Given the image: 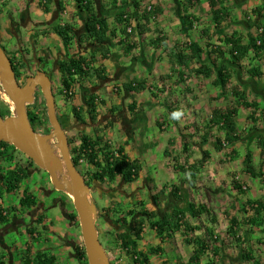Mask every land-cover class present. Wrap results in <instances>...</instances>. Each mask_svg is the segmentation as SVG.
<instances>
[{
	"label": "crops",
	"instance_id": "0c3cea01",
	"mask_svg": "<svg viewBox=\"0 0 264 264\" xmlns=\"http://www.w3.org/2000/svg\"><path fill=\"white\" fill-rule=\"evenodd\" d=\"M10 1L16 3V6L20 5L17 6V8H12V14H20L23 20L21 23L24 25L23 28L25 29H30L31 26L37 24L41 25L40 27L43 28V24L51 19L53 12L48 13L47 18H45L46 14L40 8L41 0H0V4H5ZM93 1L94 8L96 7L95 9L103 10V8H107V0ZM161 1L163 4L160 3ZM227 1L225 6L231 8V19L228 23L223 25V34L235 32L242 39L243 44H247L249 42V36H257L261 31H264V0ZM138 2L141 3V0H138ZM156 2L161 7H167L168 11L171 12L165 10L164 16L159 18L158 21L161 22L163 18L167 20V14L171 16L170 22L174 26L175 32L178 30L181 34V37L178 36L174 38V43L178 48H181L189 42H199L200 46L204 47L206 44L203 45L204 39H202V41H200L201 39L197 41L193 31L198 27H200L202 31L208 30V28L203 25L198 26L197 24L200 23L198 22L195 24V29L187 34L182 20L184 8L181 6V3H183V0H156ZM66 4L67 2L63 0L62 9L64 11H66ZM122 4L123 3L120 5V3H118L117 5L120 6H116L115 9L118 10L121 8ZM199 6H201L202 13H210L208 0H200ZM195 8L191 9L189 12L199 19L200 15H198ZM74 9L77 11L76 6ZM256 9L260 10V16L255 13L253 14V11ZM1 11L2 10H0V13ZM116 12H114V14ZM34 14H41L40 20L33 19ZM77 14L78 17L83 15L79 12ZM6 23L7 21L5 23L0 22V38L2 37L5 41H11L12 37H15L14 39L20 37L19 39L25 47L26 45L23 43L24 35L19 28L20 23L10 18V24H13L12 33L5 31L8 26ZM164 24H166V22L162 23V26H165ZM159 27L161 26H158V30L160 29ZM259 27L261 28L258 29ZM213 30L215 29L213 28ZM210 32L212 33L213 31ZM143 35L144 34L139 36ZM119 36L120 33L117 39L121 40L122 38ZM218 38L221 39L222 36L216 35L217 40ZM118 42L119 41H115V43ZM211 42L215 44L213 40ZM41 43L37 46V51L40 47L44 46L43 42ZM139 44L140 43L136 42L135 47L141 54L138 57L139 59L135 61L133 59V54L130 56L131 58L128 57L129 59H127L128 54L126 53L122 56L116 55L114 50L111 49L113 45L112 40L106 49H109V52L112 51L113 53L110 52L109 59L96 63L95 66L97 68L103 64L104 67H106L108 79L102 83L96 81V83H99L98 87L96 84H93L92 87L90 86L87 87L88 89L81 90L83 103H85V99H88L90 96L95 97V109L91 112L97 119L102 118V122L96 120L97 123L93 125L94 128L90 126V128L93 129L94 135H90L89 132L91 129L89 128L86 129L85 134L93 139L96 137H103L105 142L109 143L113 149L122 148L124 154L127 155L130 160L138 163L141 169L139 178L136 182L132 184L123 183L120 194L124 193V196L120 197L119 194V200L116 203H113L111 199L106 200V206H109V204L117 206L118 203H120V199L121 203L123 199L124 204L132 207L133 204L141 199L142 195L148 194L150 196V204L144 201V203H141V208L147 211L149 210L150 212H155V220L158 221L159 219L157 218H159V216L162 218L165 217V215L161 214V211H159L164 206L165 208L167 206L168 214L166 216L168 217H173L176 212L183 211L186 214V219H192L189 213L191 206L195 205L198 207L201 205L210 212V218H215L212 213V207L219 206L222 202H226V206H231L233 209L236 208L235 214L229 219V224L232 220L231 218H236L241 221V219L244 218L243 213L247 203H264V53L260 54L259 57H255L254 53H251L244 61L239 63V65L233 64L227 53L223 59H219V63L226 62L232 64L229 67L230 73L232 74V88L226 90L227 101L224 102L225 97L222 96V88L214 84V81L217 79L216 73L211 78H205L202 75L197 76L195 74L194 71L199 68L198 60H194L190 63L189 68L183 67L180 69L176 66L175 58H172L174 61L171 62L174 64L172 69H177V71L176 73H172L171 69L167 72L164 70L163 62L169 60V57L161 60V56L155 57L154 53L147 55L146 52L140 49L138 46ZM221 44V42L217 41L215 45ZM61 48H59L57 52L61 53V50H63V48ZM161 49L162 48H152V51L155 52ZM14 50H16V48ZM223 50L225 52L227 51L225 47H223ZM50 52L53 55L56 53L54 49H51ZM177 53H179V51L175 52V54ZM82 55L86 54L83 53ZM202 62L204 63L205 61L202 60ZM253 70L259 71V78H253L250 74ZM179 71L184 72L182 81L178 75ZM134 74L139 75V78L133 79ZM132 82L144 83L146 89L138 94L128 92L123 86ZM104 84L109 87L108 90L116 86V91L119 93L117 96H111L109 94V97H107L108 99L105 98L106 103L104 102V97L100 95L102 90L100 87ZM154 84H156V86ZM166 84L167 87H165ZM234 88H236L235 90L237 92L242 94V97L247 103L255 102L257 107L245 109L234 105L238 111L235 120L240 140L227 149L218 152L215 149L216 139L220 138L224 140V135L218 128H212V131L209 132L206 130V126L211 119L213 110L226 109L236 102L232 101V99L235 98L232 94V89ZM99 98H101L100 104L102 103V106L105 105V113L104 110L102 111L98 106ZM141 98L144 99L143 102H141ZM134 102L135 104H133ZM132 107H135V109L131 110ZM254 110L256 111L253 112ZM99 112H103L105 114L104 117H100ZM175 113H180V116L177 118L174 115ZM250 116L252 119H249ZM239 118H242L241 121ZM152 128H154V133L150 135L148 130ZM116 136L121 138L119 139V145L113 143V137L115 138ZM147 137H149V139ZM212 141L215 144L214 150L219 154L216 156L218 161L225 160L222 157L224 153H230L232 151L233 154L229 157V161L233 160V162H236L238 158H241L240 161L243 164L238 168V170H241L237 173L238 176H236V173L233 175V172H231L232 169L229 167L216 168L213 171L211 167L205 171L200 169L204 168L208 163H206V161L204 162L205 157H208L207 159H210V161L214 160L212 153H210L211 151L208 149V145H210ZM130 145H132V147ZM150 145H152L154 149L150 148ZM137 153H139V159L135 155ZM189 154L195 157V159L191 161H197L182 166L179 161L181 159L183 160V155L190 156ZM247 154L250 156V165L253 167L256 176L247 173L244 165ZM170 158L171 163H169ZM200 162L203 163L198 165V168H196L197 170H194L193 165H197V163L199 164ZM169 164H171V167ZM142 165H144V170L142 169ZM180 167H183L186 172H182ZM204 176H207L206 179H202V182L207 183L205 185L199 183L200 178ZM116 180L122 182L119 178ZM234 180H237L240 185L243 186V189H247L245 193L234 189ZM141 184L142 187H140ZM138 188L141 190L131 197L133 189L135 190ZM110 189H112V185ZM110 191L111 192L105 194L106 197L109 195L113 196L114 193L112 194V190ZM113 192L116 193L115 190H113ZM125 192L129 193L128 198L125 197ZM153 193L158 197V208L152 203L151 196L154 195ZM130 199H133L134 202H130ZM227 199L231 200V204H228L229 202ZM239 210H242V216ZM203 218L207 219V215L202 216L201 219L192 220L196 223L199 220H203ZM6 221L5 227L12 228L11 230L14 232L19 231L20 228H24L26 244L24 246L20 244L14 245V247L11 248H8V246L4 244L5 255L0 257V260L4 264H25V260H32L37 252L46 253L55 257V264H62L65 255H68L72 260L77 257L75 249L81 247L80 240L82 239L80 229L77 228L78 223H75L71 219H66L64 214L63 218L55 220L29 219V223H26L25 219H6ZM145 225L150 228L147 220L145 221L144 226ZM243 230L246 229H242V231ZM242 231L240 233H242ZM152 232L154 238L156 237L153 242H157V239L160 241V244L157 245L158 247L162 246L161 244H165V241L162 242V240L158 238L155 231L152 230ZM245 232L244 235H240L239 233V239L241 240L239 242L231 237V239L235 241L233 245L235 249H239V244L246 241L248 243H243L248 249L246 252H252V248H256V246L250 243H253L251 240L254 239V236L257 234L256 232L248 233L247 230ZM144 235L145 233L143 232L141 236ZM194 235H196V233ZM215 239H217V236H215ZM137 243V250L147 254L148 252L144 247L141 246L139 249L140 241ZM190 247L192 249V255L194 246ZM72 250H75V254L71 253ZM219 250L221 254V248ZM161 253L157 256L162 255ZM149 260V263L152 264L151 262H155V257L153 261L151 259ZM160 261L161 260L158 259L156 264H160ZM81 264L85 263L81 262Z\"/></svg>",
	"mask_w": 264,
	"mask_h": 264
},
{
	"label": "trees",
	"instance_id": "16d2710c",
	"mask_svg": "<svg viewBox=\"0 0 264 264\" xmlns=\"http://www.w3.org/2000/svg\"><path fill=\"white\" fill-rule=\"evenodd\" d=\"M208 1L210 7L211 23L214 25L213 27L216 32L222 33L223 25L228 23L231 19V8L225 6V3L228 1ZM75 2L79 12L84 15L82 33L80 36H76V29L73 23H67L65 26L59 27L56 31L62 38L64 48L69 49V47L72 45V42L77 38L79 44H82L83 40L87 41L92 47L97 48V51L101 53L102 61L109 59L110 52L109 49L106 48L110 45V42L113 39L118 38L119 33L125 36V39L119 40L118 44L126 47V54L130 55V53L135 48V43H127L129 40L128 38L135 35L144 34L148 25L150 24L151 17L155 15L158 16V10H160L158 6H153V12H148L145 7H141V3L138 2V0H131V3H126V5L132 4V10L130 12H125L123 10L118 13L116 12L115 14L117 15L115 17V24L111 26L107 16L99 15L95 12L93 0H75ZM113 2L116 5L119 3L118 0H114ZM121 3L125 4V2ZM181 4V6L184 8V15L182 16V19L185 30L187 34H189L195 29V24L199 22V19L193 16L189 11L199 5L200 0H184V2ZM254 13L258 16L261 15L259 9L253 11V14ZM260 28L261 27L258 29ZM129 29L131 30L130 32L128 31ZM159 33L162 32L159 31ZM203 34L208 38L210 37L209 30L203 31ZM221 36L222 38L218 40L222 43L221 45L213 44L211 42L213 39L206 43L204 47H201L199 42H189L181 47L179 53L173 54V58H175L176 66L180 69L183 67L189 68L190 63H192L194 60H198L199 68L194 71L197 76L202 75L205 78H211L216 73L217 79L214 81V84L222 88V96H224L228 87L231 86L232 74L230 73L229 67L232 64L226 62L219 63V59H223L227 53L230 57V61L235 65H239V63L244 61L251 53H254L255 57H259L260 54L264 53V31L259 33L257 36H249V42L247 44H243L242 39L235 32L231 34L222 33ZM163 40L164 39L161 37L152 39L150 41V46H152L154 49H158L161 47V42ZM223 47H225L227 50L226 52L223 50ZM101 60L94 56H91L89 59L84 57H68V59H66L61 64V70L63 73L61 83L64 91L62 94L67 98H72L74 93L72 95L67 94L72 86L77 87V85H79L81 90H85L88 89L86 84L89 83V81L96 80L97 82L101 83L105 82L108 79L106 75V67H104L103 64L97 68L95 67L96 63H100ZM202 60L205 62L203 63ZM176 71L177 69H172V73H176ZM250 74L253 76V78H259L260 73L259 71L257 72L253 70L250 72ZM178 75L182 81L184 72L179 71ZM123 87L128 92L137 94L146 89L145 84L140 82L125 84ZM235 89L236 88L232 89V94L237 99V107L239 106L245 109L257 107L255 102L247 103L242 97V94L237 92ZM95 103L96 99L94 96H90L88 99H85L84 103V108L88 110V116L90 117L89 122L92 124H95L97 120V118L91 112L93 109H95ZM133 104H135V102ZM84 108H75L72 114L74 115L77 128L80 129H83L82 126H84V123L86 122L82 115ZM134 109L135 107L131 108V110ZM255 111L256 110L253 112ZM237 112V109L233 105L223 110L215 109L212 111L211 119L208 121L206 130L211 132L212 128H218L223 133L224 140H221L220 138L216 139L215 149L218 152L225 150L226 147L232 146L234 143L240 140L237 130V123L235 120ZM7 113L8 112L6 111L0 110V115L2 117H6ZM28 115L32 125L39 121L38 114L28 111ZM249 119H252V117L250 116ZM41 124L42 127H40V131L43 132V129L46 131L49 127H47V125H49L48 117L47 124ZM85 127H87L86 124ZM10 146L11 145L7 143L0 142V161L3 160L5 156V150ZM232 152L229 153L230 157L233 154ZM72 156L73 162L78 169L84 164L92 168V171L87 170L84 172L85 175H83L88 186L92 185L90 182H96L101 185L102 182H113L117 178L121 179L122 183L132 184L138 180L140 175L141 169L138 163L130 160V158L124 154V150L122 148L113 149L109 143L105 142L103 137H96L93 139L89 136H82L79 146L73 148ZM250 164L251 159L249 154H247L244 161L247 173L251 174L252 176H256L253 167ZM29 165H34V163L29 160ZM196 168H198V165L194 164L193 169L197 170ZM1 170L3 171V169ZM180 170L184 173L186 172L183 167H180ZM1 178L2 189L0 188V199L3 197L2 192L13 193L15 191H19L23 181L28 178V174L22 167H16L14 169H9L1 176ZM234 182V189L245 193L247 189H243V186L240 185L237 180H234ZM22 193L23 197L19 201L20 207L25 210L34 209L37 206V199L32 194H30L29 191L24 190ZM151 199L153 205L158 208L159 202L157 195H152ZM16 211V208L5 211L0 210L1 222L5 224L7 222L6 216ZM105 211L108 212V209ZM189 213L192 219H201L204 215L210 217V212L201 205L198 207L192 205ZM243 215L244 218L241 219V221L237 220L236 218H231L232 220L230 221L226 231L229 237L236 239L238 242L241 241L239 239V233L242 231V229H246L247 232L250 233H254L259 230L264 231V203H247L246 207L244 208ZM117 216V222L122 226H129L128 222H133L131 238H128L127 234H119L117 238L118 242L120 243V249L129 253L134 264H150V256H157L162 251L160 246L156 249H150L147 254L137 250V242L141 240V234L143 233L146 220L151 230L156 232L158 238H160L162 242L166 239H170L173 234L178 232H182L183 234L185 233V243L188 246H194V251L189 258L190 264H201L204 257H207V264H216V260L219 258V256H221L220 250L217 249V247L211 249V246L207 241L209 240L207 238H214L212 229L207 230V240L200 236H196L193 239L195 232L198 231L197 226H193L190 223L185 222L186 214L183 211L176 212L173 217L165 216L158 221L155 220V212H150L146 209H142L141 213H138V211H134L133 209L120 215L117 213ZM69 218L72 221L78 223V216L75 212L71 213ZM103 218L107 217L104 216ZM210 222L212 224L216 223L215 218H211ZM213 240L216 241L217 239ZM76 253L81 262L88 264L84 245L76 248ZM252 255V252H246L244 257L248 258L249 260H254V264H259L258 261H255V259L252 258ZM0 264L4 263L0 260ZM25 264H55V257L46 253L37 252L32 260H25Z\"/></svg>",
	"mask_w": 264,
	"mask_h": 264
},
{
	"label": "rangeland",
	"instance_id": "374dc122",
	"mask_svg": "<svg viewBox=\"0 0 264 264\" xmlns=\"http://www.w3.org/2000/svg\"><path fill=\"white\" fill-rule=\"evenodd\" d=\"M65 1L67 2V4H66L67 14L64 17L66 18L68 16L67 19L69 21H71V23H73V25L75 26V29H76V33L78 32L77 35L80 36V34L83 31L84 16L80 14L81 17H78L77 13L79 12V10L77 8V11H78L77 12L74 9V7L76 6L75 0H65ZM113 1L114 0H107V3H106L107 8H105V9L103 8V10L102 9L101 10L95 9V12L97 14L105 15L109 18V23L111 24V26H113L115 24V17L117 15V14H114V12L117 11V13H118L121 10H123L125 12H127V11L130 12L132 10L131 9L132 4L126 5V3H131V0H124V1L118 0L120 5H121L122 1L125 2V4L123 3L121 8H119L118 10H116L115 7L120 6V5H116ZM183 2H184V0H183ZM141 3H143V4H141V7L142 8L145 7V9L149 5L158 6L160 9V10H158L159 11L158 16L155 15V19H152V21H150V24H149L150 26L147 27L143 36H139V35L132 36V37L128 38L129 40L127 41V43L131 44L132 42H135V43L138 42V43H140L138 45L140 47V49H142L144 52H146L147 55H151L154 53L155 57L161 56V58H162L161 60L169 57V60H165V62H163L164 70L169 72L174 67V64L171 63V62H174L172 60L173 54H175V52L180 51V49H181L175 45L174 38L178 37V36L181 37V34L178 32V30L175 32L174 26L170 22L171 16L169 14H167V16H166L167 20H164V18H163V20L161 22L158 21L159 18L164 16L165 10L168 11L167 7L159 6V4H157L156 0H141ZM160 3L163 4L162 1ZM17 6H20V5H17ZM17 6H16V3H13L11 1L6 2L5 4L4 3L0 4V10H2L0 13L1 14L0 22L5 23L7 21L6 24L9 25L10 24V18H13L14 21L21 23L22 18L20 16V14L19 13H13L12 14V8H17ZM197 6H199V5H197ZM197 6L195 9H196V12L198 13V15H200L199 16V22L200 23L197 25L198 26L203 25L204 27H207L209 30L210 37L208 38L206 35H204L203 31L200 29V27H198L197 29H195V31H193V33L196 35L195 39H197V41H199L200 39H201L200 41H202V39H204L203 45L205 43H208L211 39H213V42H215V44H217V41L220 40V38H218V40H217L216 35L221 36V33L220 32L218 33V32H216V30H213L214 25H212V23H211L210 13H202L203 11L201 10V6H199V7H197ZM168 12H170V11H168ZM79 13H81V12H79ZM40 16H41V14H39V15L34 14L33 19L40 20ZM45 18H47V15H45ZM164 22H166V24H164L165 26H162V23H164ZM159 25L161 26V27H159L161 30L160 29L158 30ZM20 29H21L22 34L25 35L26 32L24 31V29H22V27H20ZM162 30H165V31H162ZM159 31L162 33H159ZM210 31H213V32L211 33ZM37 32H38L37 30L32 31L31 32L32 36H35L37 34ZM119 37L122 39H125V36H123L122 34H120ZM158 37H161L164 39L161 42V47H160L163 50L161 49L159 51L154 52V51H152V46L150 48V41L152 39H157ZM77 40H78V38L72 42V45L69 47V49L62 47L63 50H61V52H63L64 58L67 56L66 59H68V57H70V58H72V57L73 58L74 57L75 58L76 57H84L86 59H89L91 56H94L99 60L102 59V57H101L102 55H101V53H99L97 51V48L92 47L89 42L84 41V40L82 41V44H79ZM115 41L117 42L119 40L113 39V45L111 46V49L114 50L116 55H121V56L125 55V53H126L125 49H127V48L124 46H121L118 43H115ZM52 45L54 48H56V50L61 48L60 42L52 43ZM44 46L47 48H50V45H44ZM110 52L113 53L112 51H110ZM83 53L86 55H82ZM132 54L134 56L133 59L135 61H137L139 59L138 57L140 56L141 53L138 52V50H136V47H135L133 49V51L130 53V55L127 56V59H129L128 57H130ZM167 61H169V62H167ZM162 68H163V66H162ZM129 70H130V68H129ZM135 78H139V75L134 74L133 79H135ZM209 81H211V80H209ZM209 83H211V82H209ZM93 84H96L97 87L99 85V83H96V80H95V81H89V83H87L86 86L92 87ZM154 85L156 86V84H154ZM53 86L55 89V95L57 97V103H58V106L61 110L59 112L60 113L59 114L60 119H62L63 115H65V116H68V118H70L69 120H71V123H74L75 119H73L74 115H72L73 110L75 108H81V107L84 108L81 88L79 87V85H77V87H75L73 97L67 98L66 96H64L62 94L63 88L61 87L60 75L55 76ZM165 87H167V84L165 85ZM100 88H102L100 95H102L104 97L103 99H104L105 103H106L105 98L108 99L107 97H109V94L111 96L119 95V93L116 91V86H115V88L112 87L108 90L109 87L105 86V84H104ZM231 88H232L231 86L228 87V89H231ZM156 90H157V88H156ZM224 97H225L224 102H226L227 101L226 100L227 99L226 94L224 95ZM142 99L143 98H141V102L144 101V99L143 100ZM232 101L233 102L236 101V102H234L233 106L237 104L236 98H233ZM100 102H101V98H99V100H98V106L101 108L102 111L104 110V113H105V109H104L105 105L102 106L101 105L102 103L100 104ZM11 105L12 104L10 103L9 99L6 98L0 91V110L8 112L6 114V117L13 115V110H12ZM28 111L38 114L39 121L36 123L35 126H38V128H39L38 130L40 133V130H41L40 127H42L41 123H45V125H46L47 124V117H48L46 106H45V100H44L42 94L38 93L36 102H34L32 105H30L28 107ZM87 112H88V110L86 108H84L82 115H83V119H85V121H88V116L86 114ZM104 113L99 112V116L104 117V115H105ZM6 117H4V118H6ZM241 119L242 118H239L240 121H241ZM97 121L102 122V118L97 119ZM71 123H70V121H68L66 123V125L69 126ZM48 126L49 125H47V127ZM82 127H83V129L77 128L78 134L72 136L73 140H72V147L71 148L78 147L80 144V140H81L82 136H87V134H85L86 129L84 130V126H82ZM48 129H49V127H48ZM89 129H91V128H89ZM88 131H90V130H88ZM148 131H149L148 133H150V135H152L154 133V128L149 129ZM89 133H90V135L93 134V129H91V131ZM147 138L149 139V137H147ZM119 139H121V138L117 137V136L115 138L113 137V143L115 145H117V144L119 145ZM130 146L132 147V145H130ZM214 146H215V144L213 143V141L210 145H208V149L211 151L210 153H212L214 160L210 161V159H207L208 157H205L204 162L206 161V163L207 162L208 163L205 165L204 168H200V169H202V171H205L211 167V170L213 171L216 168L219 169V168L229 167L230 169H232V171H231V172H233L232 174L234 175L236 173V176H238L237 173H239V171H241V170H238V168L243 164L240 161L241 158L240 159L238 157H237L238 159L235 158V159H237L236 162H233V160L229 161V157H230L229 153H224V156H222V157L225 160L218 161L216 156H218L219 154L217 153V151L214 150ZM150 148L154 149V147L152 145H150ZM227 148L228 147H226V149ZM187 151H189V150H187ZM243 152H244V150H243ZM56 153L60 154L58 150L56 151ZM135 155L138 157V159L140 158L139 153H137ZM182 158H183V160L181 159L179 161L180 164H182V166L188 165L189 163H191L193 161H197V160L191 161L192 159H195V157L191 156V155L190 156L183 155ZM170 161H171V158L169 160V163H171ZM211 162H213V163H211ZM202 163L203 162H200L199 164L197 163V165H201ZM169 166L171 167V164H169ZM16 167H22L26 171V173L28 174V178H26L23 181L19 191H15L13 193L2 192L3 197H2V199H0V210L5 211V210H10L12 208L17 209L16 212H13V213L9 214L8 216H6L7 219H25L26 223H29V219H51V220L61 219V218H63V214H64L66 219H70L69 218L70 214L75 212L71 198L63 192L56 191L50 182V176H49L48 172L37 168V166H35V165H29V159L27 158V156L24 155L23 153H21L20 151L16 150L12 145L10 147H8V149L5 150V156H4L3 160L0 161V188L1 189H2V182H1L2 178H1V176L3 174H5V172H7L9 169H14ZM1 169H3V171ZM91 169L92 168H90V166L84 164L83 166L79 167V172L83 176V175H85L84 174L85 171H87V170L92 171ZM142 169L144 170V165H142ZM206 178H207V176L200 178L199 183L203 184V185L207 184L205 182H202V179H206ZM158 179L160 180L159 177H158ZM90 183L92 184L91 189L94 190V193L92 194L91 197L97 203V206L99 208L98 217L96 218V225H97V228L99 231L100 241H101L102 245L104 246V248H106V250H107V251L106 250L105 251L107 252V254L109 256L110 264H134L132 262L133 259L131 258L129 253L124 252L120 249V243L118 242V238H117L119 234H127L128 238H131V231L133 229V222H128L129 226H122L121 224H119L117 222V217H118L117 213L120 215V214L125 213L129 210H133L134 208H137V209H134V211L136 210V211H138V213H141V210H142L141 203L142 202L144 203V201H146V202H149V204H150V196L148 194L147 195L141 194L142 196H141V199L139 200L140 202L139 201L136 202L135 204H133L132 207H129V205H127V204H124L123 199H122V203H121V199H120V203H118L117 206H112L111 204H109V206H106V203H105L106 200L111 199V201L113 203H116L119 200V194L121 193V189L123 188V183L120 180H116L113 182H104V183L102 182L101 185L96 183V182H90ZM106 183H108V184H106ZM111 185H112V189H110ZM140 187H142V184L140 185ZM109 189L112 190V194L113 193L114 194H113V196L109 195L108 197H106L105 194L111 192ZM138 189H135V190L133 189V191H132L133 194L131 197H133V195H136L141 190V189H139V190ZM24 190L29 191L30 194H32L37 199V206L34 209L25 210V209H22L20 207L19 201L23 197L22 192ZM113 190H115L116 193L113 192ZM123 194H120V197L124 196ZM125 194H126L125 197L128 198L129 193L125 192ZM227 200L229 202L228 204H231V200H229V199H227ZM112 202H110V203H112ZM130 202H134V200L130 199ZM106 209H108V212L105 211ZM235 209L236 208L233 209L231 206H226V202H222L221 204H219V206H213L212 207V213L215 216V220H216V223H213V224L210 222L211 218L209 216H207V219L203 218V220H199L196 223H194V221L192 219H185V222L197 226L198 231L195 232L196 235L193 236V239L196 236H200L203 239H206L207 230L212 229L214 238H212V239L207 238L209 240H207V239L206 240L209 242L211 249L214 247H218V249L221 248V256H219V258L216 260V264H254V260H249L248 258L244 257V254L246 255V251H248V249L246 246L243 245V243H248V242L245 241L243 243H240L239 244L240 248L235 249V246L233 245L235 241L233 239H231V237H229V235H227V233H226L227 227L229 225V219L233 214H235ZM159 211H161L160 213L165 215V216L168 214L167 206H166V208L164 206ZM239 212L241 215L242 210H239ZM157 215H158V213H157ZM104 216H106L107 218H103ZM160 218H162V217L159 216V218H157V219H160ZM128 219H130V218H128ZM75 223H77V222H75ZM77 226H78L77 228L80 229L79 221H78ZM11 229L12 228H10V227H8V228L5 227V224L2 223L0 220V257L2 255H5V249L3 247L4 244L6 246H8V248L14 247V245H18V244H20L22 246H24L26 244V235H25V231L23 230L24 228H20L19 231H17V232H14ZM150 229L151 228H148L146 225L144 226L143 232L145 233V235L141 236V240H140V244H139L140 245L139 249L142 246V247H144V249L147 252L149 251L150 248L156 249L158 247L157 245L160 244V241L158 239H157V242H153L156 237L154 238V234H153L152 230H150ZM245 231L246 230H243L242 233H240V235H244L246 233ZM80 234H81V231H80ZM184 234L182 232H178L176 234H173V236H171L170 239L164 240L165 244H161L162 246H160V247H162V251H161L162 255L150 256L149 259H151L152 261L155 257V262L154 263L151 262V263L156 264L158 259H160L161 260L160 264H190L189 258L191 256L192 249L190 246H188L185 243L186 237L184 236ZM256 234L257 235L254 236V239L251 240L253 243L249 242L250 244H253L254 246H256V248H252L253 249L252 258L255 259V261H258L259 264H264V231L263 230L262 231H260V230L256 231ZM215 236H217L216 241L213 240V239H215ZM241 238H242V236H241ZM80 241H81L80 242L81 246L84 245L82 239ZM75 250H72L71 253L75 254ZM206 262H207V257H204L202 260V264H207ZM62 264H81V261L78 257H76L74 260H72V258H70L68 255H65L64 261Z\"/></svg>",
	"mask_w": 264,
	"mask_h": 264
},
{
	"label": "water",
	"instance_id": "95a60500",
	"mask_svg": "<svg viewBox=\"0 0 264 264\" xmlns=\"http://www.w3.org/2000/svg\"><path fill=\"white\" fill-rule=\"evenodd\" d=\"M37 88L41 89L46 103L52 128L49 134L36 132L29 120L28 106L34 103ZM0 91L9 99L13 110L12 116L4 118L0 115V142L12 145L37 168L47 171L54 189L71 198L88 264H110L96 225L99 208L91 197L94 192L73 162L66 131L57 117L50 77L39 71L36 76L29 77L22 87L10 59L0 45ZM57 150L60 154L56 153ZM50 160L54 164L51 172L47 170Z\"/></svg>",
	"mask_w": 264,
	"mask_h": 264
},
{
	"label": "flooded vegetation",
	"instance_id": "af4514ba",
	"mask_svg": "<svg viewBox=\"0 0 264 264\" xmlns=\"http://www.w3.org/2000/svg\"><path fill=\"white\" fill-rule=\"evenodd\" d=\"M62 5H63V0H50V2H49V0H41L40 8L43 10V12L46 15L50 12H53L51 19L48 20L47 23L43 24L44 25L43 28L40 27L41 25L37 24V25L31 26L30 29H28V28L25 29V28H23L24 25L22 23H20L19 26L22 27V29H24V31L26 32L24 35V41H23V43L26 46L25 47L23 46L21 40L19 39L20 37H16V39H18V40L14 39L15 37L14 38L12 37L11 41H5L1 37L0 38V45L5 50L8 58L10 59L12 66H13V69L16 73V78L18 76L17 80L22 87L26 84V81L29 77L36 76L39 71L44 72L45 74H47L50 77L51 87H52L54 99H55L57 117L59 119V122H60L62 128L66 131L68 141H69V145H70V152H71V156H72V151H73V148H71L72 147V140H73L72 136L78 134L77 126H76L75 122L71 123V120H69L70 118H68V116L63 115V118L60 119V116H59L60 113L59 112L61 110L58 106L57 97L55 95V89L53 86L55 76L60 75V80L62 79L63 73L61 70V64L66 60V58H63L64 57L63 53L57 52L56 48H54L52 45V43L60 42V44H61L60 47L64 48V45L62 43V38L57 33L56 30L59 27L65 26V24L70 23V21L67 19L68 16L66 18L64 17L66 11H64L62 9ZM12 25L13 24H9L7 26V28L5 29V31H7V32L9 31L10 33H12V28H13ZM35 30H37L38 32L35 36H32L31 32L35 31ZM75 34L78 37V35H77L78 32L77 33L75 32ZM41 42H43V45H50V48H47V47L42 45L43 47H40V49H38V51H37L36 48ZM15 48H16V50H14ZM51 49H54L56 51V53L54 55L50 52ZM61 87H63L62 83H61ZM72 87L75 90L76 86H72ZM38 93L42 94L40 88L36 89L35 96H34L35 97L34 102H36ZM63 93H64V91H63ZM45 106H46V103H45ZM46 110H47V108H46ZM86 114L88 116V112ZM89 119H90V117L88 116V121H86L84 123V127H85V124L87 125V127H85L84 130L87 128H90L89 125H91L93 128L94 124L89 122ZM68 121H70V123H71L69 126L66 125V123ZM33 125H36V124H33ZM33 125H32L33 129L36 132L37 131L39 132L38 126H33ZM51 130H52V128H51L50 123H49V129H47L46 131L43 130V132L40 131V133L49 134L51 132ZM53 143H55V141H53ZM72 158H73V156H72Z\"/></svg>",
	"mask_w": 264,
	"mask_h": 264
},
{
	"label": "built area",
	"instance_id": "2783aa9c",
	"mask_svg": "<svg viewBox=\"0 0 264 264\" xmlns=\"http://www.w3.org/2000/svg\"><path fill=\"white\" fill-rule=\"evenodd\" d=\"M146 10H147L148 12H153V6H152V5L147 6ZM152 19H155V16H152V17H151V21H152ZM128 31L130 32L131 30L129 29ZM260 33H262V31H261ZM73 93H74V89H73V87H72V88L69 90V92H67V94H68V95H72Z\"/></svg>",
	"mask_w": 264,
	"mask_h": 264
},
{
	"label": "bare ground",
	"instance_id": "6f19581e",
	"mask_svg": "<svg viewBox=\"0 0 264 264\" xmlns=\"http://www.w3.org/2000/svg\"><path fill=\"white\" fill-rule=\"evenodd\" d=\"M53 169H54V164H53L52 160H50V162L48 164V167H47V170L49 172H51V171H53Z\"/></svg>",
	"mask_w": 264,
	"mask_h": 264
},
{
	"label": "clouds",
	"instance_id": "9594fccd",
	"mask_svg": "<svg viewBox=\"0 0 264 264\" xmlns=\"http://www.w3.org/2000/svg\"><path fill=\"white\" fill-rule=\"evenodd\" d=\"M174 115L178 118L180 116V113H175Z\"/></svg>",
	"mask_w": 264,
	"mask_h": 264
}]
</instances>
